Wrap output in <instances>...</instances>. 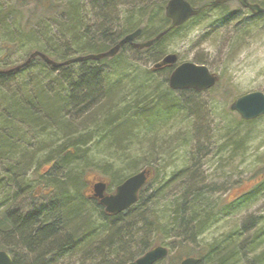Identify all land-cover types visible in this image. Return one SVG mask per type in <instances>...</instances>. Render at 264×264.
Wrapping results in <instances>:
<instances>
[{"label":"trees","instance_id":"1","mask_svg":"<svg viewBox=\"0 0 264 264\" xmlns=\"http://www.w3.org/2000/svg\"><path fill=\"white\" fill-rule=\"evenodd\" d=\"M98 1L100 18L104 21L101 20L103 24L95 31L92 28L94 24L88 25L86 16H79L81 9L75 2L33 0L41 15L49 17L53 13L56 18L43 21H50V24L43 23L31 28V8L28 11L29 19L20 24L16 19V11L20 6L28 10L31 0L16 3L0 0V24L14 23V27L0 32L9 41L2 42L7 47L3 48L11 49L12 45H16L23 49L31 46L33 48L28 49V56L33 51H40L55 61L64 62L75 57L70 55L71 49L78 56L104 52L139 27L142 30L139 39L147 41L170 24L164 14L168 0H135L126 10H118L117 14L112 5L115 0ZM187 1L194 8H199L212 0ZM248 1L264 8V0ZM231 2L204 7L182 25L169 29L148 48L138 49L125 44L112 58L97 62H69L56 69L36 56L19 69L0 75V204L4 205L0 210V250L11 255L12 264H125L152 246L163 244L164 240L173 237L170 234H174L175 230L183 236H174L183 253L185 246L191 242L188 239L192 235L195 238L202 234L212 224L219 213L217 208L222 206L220 202L217 205L215 201L208 200L213 188L196 186L194 182L190 187L186 185L185 179L194 168L191 165L193 160L169 175L163 174L158 180L159 185H153L152 179L149 180L140 190L138 201L117 215L106 213L97 200L86 196L85 177L89 174L88 169L94 167L88 159L92 147L94 150L113 148L124 151L135 137L140 122L160 104L157 93L156 104L144 98L127 103L125 95L119 96L123 92V88L119 87L122 82L126 86L131 83V88L137 86L152 94L156 90L154 84H157L152 79L156 76L155 72L167 75L170 69L147 70V82L122 81L119 78L122 75L119 64L126 62L121 58L125 47L131 48L134 54L149 53V56L152 54L156 58L164 51L161 44L164 39L180 35L191 23L204 19L213 11L216 12L214 16H220L218 21L222 26L240 23L242 14L249 10L240 5L236 9H228ZM256 16L252 15L250 20L255 22L254 18H260L264 13ZM143 20L146 23H142ZM234 26L231 40L237 44L243 36L242 28ZM76 63L80 64L72 67ZM198 63L206 64L205 60ZM55 70L58 73L53 77ZM74 76L78 79L71 78ZM167 78L168 75L164 81ZM5 84L10 86L3 90ZM182 91L196 93L193 90ZM162 98L170 100L165 96ZM169 104L168 101L162 108H173ZM255 121L241 119L238 123L252 124ZM238 123L233 126L234 137L238 135ZM41 134L45 138L36 142V136ZM247 135H250L249 132ZM231 137L228 136V141ZM27 140L30 141L27 143ZM243 142L238 141L235 148H242ZM186 143L184 140L176 148H184ZM221 147L219 153L223 150ZM78 162L83 164L80 169L75 166ZM127 167L132 170L131 174L139 171L135 159L130 160ZM99 170L97 174L109 181V192L131 175H124L122 169L106 162ZM154 171L155 175L158 174L157 166ZM33 173L34 179L31 178ZM177 180L185 183L183 188H187L186 191L178 193L173 200H166L165 214H156L154 206L164 198L161 190L166 188V184H178ZM150 187L151 193L148 194ZM37 191H40L39 197L35 196ZM262 192L264 176L243 196L247 200ZM225 209L227 212L233 211L232 205L227 204ZM150 235L156 239L153 240ZM258 235L254 234L248 244L254 243ZM236 236H241L244 241L247 239L245 233L237 232ZM229 246L209 245L205 257L209 264H238L239 254L233 249L225 251ZM255 259L250 264L264 263V253L255 256Z\"/></svg>","mask_w":264,"mask_h":264},{"label":"rangeland","instance_id":"2","mask_svg":"<svg viewBox=\"0 0 264 264\" xmlns=\"http://www.w3.org/2000/svg\"><path fill=\"white\" fill-rule=\"evenodd\" d=\"M6 1L16 3L19 0ZM32 1L27 7V12L15 15L17 21H23L24 18L29 19V8H31V28H35L36 25L42 26L43 23L50 24V21L49 23L43 21L56 18L53 13L49 17L41 15ZM134 1H113L115 13L117 14L118 10H126ZM52 2L64 3L63 0H52ZM78 2L80 9H83L85 14L87 11L88 25L94 24L93 30L96 31L103 24L101 22L103 19L100 18L99 1L78 0ZM238 7L239 4L233 1L229 4L228 9ZM22 10L19 9L18 12ZM215 13L213 11L204 19L191 23L187 29L181 31L180 35L164 39L161 43L164 51L156 58L152 54L149 56V53L134 54L131 48L125 47L121 58L126 62L119 64L122 67V75L119 78L126 82L130 80L147 82V70L152 69L153 64L165 54L176 53L179 62L198 63L200 60H205L206 64L204 65L219 76L216 84L208 90L196 93L172 91L168 87V80L164 81L170 69H168L167 75L155 72L156 76L152 79L153 82H157L159 89L152 94L145 92L146 89L135 90L136 88H131V83H127L126 86L122 82L119 87L123 88V92L119 96L125 95L127 103L144 98L146 101L151 100V104H156V101L158 102L157 93L160 96V104L151 113L149 112V117H145L140 122L141 125L135 131V137L128 144V148L124 151H117L113 148L94 150L92 147L88 158L94 164V167L88 169V172L90 176L92 174L95 177L97 170L105 162L112 163L122 169L124 175L133 173L127 167L128 162L132 159L137 161L139 170L147 167L155 169L157 166L159 171L156 175L152 168L153 185H159L158 180L163 174L169 175L193 160L191 165L194 168L189 177L185 179L186 185L190 187V184L194 182L196 186H207L214 189L212 193L208 194V200L215 201L217 205L220 202L222 207L217 208L219 213L212 224L195 238L192 235L188 239L191 242L185 246L183 253L180 252L175 241L177 238L174 237L183 238V236L179 235L181 232L175 230L174 234H170L173 237L160 244L168 248V254L156 264H178L185 256H195L200 259V264H209L205 257L208 254L207 248L211 244L212 246L230 245L225 251L233 249L236 254H239L237 255L239 257L238 264H250L253 260H257L255 256L258 257L264 253V192L250 196L247 200L243 196L264 176V115L257 118L252 124L246 122L239 124L240 116L229 108L230 102L242 94L252 91L264 93V16L254 18L256 19L254 22L250 20L253 14L245 12L242 14L243 20L239 21L240 23L222 26L218 21L220 16H214ZM142 23H146V20H143ZM234 25H238L239 29L242 28L243 36L237 44H233L231 40L234 37ZM138 41L142 40L138 37ZM2 42L9 41L5 35L0 33V65L8 62L6 66L10 67L24 61L28 57L30 51L28 49L33 48L28 46L22 49L12 45L11 49H4L7 47L3 46ZM73 48L76 49V47ZM74 54L75 52L71 49L70 55ZM79 64H73L72 67ZM113 68L115 67L113 66ZM57 73L55 70L53 75ZM9 86L10 84L3 85V90ZM163 96L170 99L168 100L169 105H172L173 108L168 110L162 108L168 102L162 98ZM234 123H238L239 128L236 137L233 133ZM247 132L250 135H247ZM182 135L183 139H181ZM228 136H232L229 141ZM43 138L45 135H38L35 141L39 142ZM184 140L187 142L186 146L177 149L178 144ZM241 140H244L242 148L236 149L238 141ZM29 141L27 140V143ZM234 141L236 143H233ZM34 145L36 144L34 143ZM220 147L223 148L221 153H219ZM229 155L231 157L227 159ZM218 158L221 160L218 161ZM150 163L151 165H149ZM75 166L80 169L83 164L78 162ZM31 178H35L34 173ZM163 181L165 183L166 177ZM42 183L40 182V184ZM177 183L166 184V188L161 190L164 198L154 206L156 214L160 216L165 214L167 212L166 200H173L178 197V193L186 191L187 188H183L185 183L182 184V181L179 182V180ZM151 189L152 187L148 189V194L151 193ZM39 193L40 191H37L35 196L39 197ZM227 204L232 205L233 211L227 212L225 209ZM237 232L245 233L246 241L244 238H240L241 236L237 237ZM254 234L259 235L255 238L254 243L249 245L248 242ZM150 237L153 240L156 239L154 235H150ZM251 247L252 249H249Z\"/></svg>","mask_w":264,"mask_h":264},{"label":"water","instance_id":"3","mask_svg":"<svg viewBox=\"0 0 264 264\" xmlns=\"http://www.w3.org/2000/svg\"><path fill=\"white\" fill-rule=\"evenodd\" d=\"M232 0H212L206 2L199 8H193L186 0H168L164 13L170 19L168 28L159 32L154 38L143 42H137L135 39L140 35L141 28H137L133 32L125 35L113 47L105 52L90 53L86 56H79L72 58L65 62H56L51 60L45 54L34 51L30 54L27 61L22 63L10 71L17 70L26 65L31 58L39 56L47 64L53 68H58L66 65L69 62H76L85 59L101 60L106 57L114 56L121 46L125 44H132L135 48H148L156 43L169 29L182 25L190 17L200 13L204 7L214 6ZM243 8L250 10L252 14L264 13V8L259 4L251 3L248 0H236ZM164 66H172L173 69L168 77V86L172 90L192 89L195 91H205L213 87L218 81L219 76L204 64H198L192 61H183L178 63V55L176 53H167L159 61L153 64L152 70L162 68ZM232 111H235L243 120H253L264 115V93L260 91H252L238 96L233 99L229 105ZM152 168L147 167L134 174L128 176L121 182L112 193H105L107 181L100 180L94 184L93 196L99 200L103 205L106 213L117 214L120 213L134 203L137 202L139 191L145 185L147 180L152 175ZM168 254V249L162 245H156L147 250L142 256L128 262L126 264H155ZM199 259L195 257H186L180 261L179 264H198ZM0 264H12V258L5 250H0Z\"/></svg>","mask_w":264,"mask_h":264},{"label":"bare ground","instance_id":"4","mask_svg":"<svg viewBox=\"0 0 264 264\" xmlns=\"http://www.w3.org/2000/svg\"><path fill=\"white\" fill-rule=\"evenodd\" d=\"M65 3H68L69 4V2H75V4L77 3H79L78 2V0H63ZM20 9H23L22 11H16L17 13L16 14H19V15H21L23 12H26V8L25 7H21L20 6ZM79 16L80 17H83V16H86L87 15V11H86V14H85V12L83 11V9H81L80 11H79ZM25 19V18H24ZM24 19H23V21H24ZM22 20L21 21H17V23L18 24H20V23H22L23 22ZM11 27H14V23L13 22H10V23H2V24H0V32H2V31H6V30H9ZM94 27V25L92 26V28ZM107 51V50H106ZM119 51V50H118ZM40 52V51H39ZM105 52V51H104ZM118 53V52H117ZM116 53V54H117ZM88 54H90V53H87V54H84V55H79V56H86V55H88ZM115 54V55H116ZM77 54L75 53L73 56H75V57H79L78 55L76 56ZM114 55V56H115ZM114 56H112V57H114ZM75 57H73V58H75ZM112 57H106V58H112ZM28 59V58H27ZM51 59V58H50ZM70 59H72V58H70ZM69 59V60H70ZM51 60H53V59H51ZM27 61V60H26ZM26 61H24V62H26ZM44 61V60H43ZM53 61H55V60H53ZM68 61V60H67ZM88 61H95V62H97V61H100V60H92V59H85L83 62H88ZM45 62V61H44ZM56 62H59V61H56ZM65 62V61H64ZM46 63V62H45ZM19 63H17L16 65H18ZM47 64V63H46ZM6 65H8V62H6V63H3V65H0V75H4V74H7L14 66H6ZM15 65V66H16ZM49 65V64H48ZM51 66V65H50ZM52 67V66H51ZM53 68V67H52ZM53 69H56V68H53ZM56 74H54L53 75V77L55 76ZM72 79H78V77L77 76H74V77H71ZM134 82L135 83H138V80L136 81V80H134ZM136 86V85H135ZM158 85L157 84H154V89H156V90H154L155 92H157L158 91V89H159V87H157ZM136 89H138V90H143L142 88H140V87H135ZM170 90H172V89H170ZM172 91H174V90H172ZM2 98V96H1V94H0V99ZM46 164H44L43 166H45ZM42 166V167H43ZM27 177V173H25V178ZM92 194H94V188L92 187ZM4 205H2V204H0V210L2 211V209L4 208L3 207ZM117 214H119V213H117ZM117 214H111V215H117Z\"/></svg>","mask_w":264,"mask_h":264},{"label":"flooded vegetation","instance_id":"5","mask_svg":"<svg viewBox=\"0 0 264 264\" xmlns=\"http://www.w3.org/2000/svg\"><path fill=\"white\" fill-rule=\"evenodd\" d=\"M95 179L97 180L98 178L97 177H95ZM96 180H93V182H95ZM87 197H89V198H94L95 200H97L98 201V199L97 198H95L94 196H93V194H92V187H90V191L89 192H87V195H86Z\"/></svg>","mask_w":264,"mask_h":264}]
</instances>
